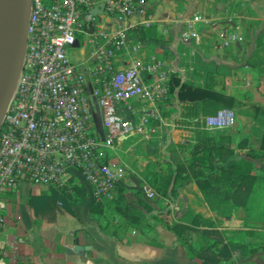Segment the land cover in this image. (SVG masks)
<instances>
[{"label": "built area", "instance_id": "obj_1", "mask_svg": "<svg viewBox=\"0 0 264 264\" xmlns=\"http://www.w3.org/2000/svg\"><path fill=\"white\" fill-rule=\"evenodd\" d=\"M152 11L151 0H32L23 68L0 132V228L7 208L2 196L22 182L72 192L78 176L94 201L105 203L116 197L126 171L139 178L146 199H163L118 153L123 141H149L169 126L164 111L172 78L184 82L173 61L132 36L153 25ZM209 25L200 12L185 22L181 39L190 64ZM220 35L226 46L240 39L235 32ZM234 122L229 109L202 120L218 131ZM0 264H7L1 255Z\"/></svg>", "mask_w": 264, "mask_h": 264}, {"label": "rangeland", "instance_id": "obj_2", "mask_svg": "<svg viewBox=\"0 0 264 264\" xmlns=\"http://www.w3.org/2000/svg\"><path fill=\"white\" fill-rule=\"evenodd\" d=\"M195 11L211 20V25L202 28V43L195 46L196 57L190 64L184 57L188 47L179 43L180 30L173 20ZM152 13L157 35L163 39L160 44L152 43L153 54L173 61L182 70L184 82L237 102L232 107H217L210 102L184 104L176 95L170 96L164 111L169 126L149 141L126 140L119 156L163 198L148 200L140 192L167 222L188 221L191 214H198L211 227L239 218L257 229L259 221L253 215L260 209L264 212V0H156ZM222 32H235L240 39L223 45ZM87 93L91 95L88 85ZM221 109L234 112L233 127L207 129L202 120ZM96 115L100 120L97 111ZM97 128L101 130L100 122ZM233 161L250 163L253 177L221 178L222 169ZM129 174L126 179L140 188L139 178ZM202 182L212 188L202 189ZM136 191H129L132 200Z\"/></svg>", "mask_w": 264, "mask_h": 264}, {"label": "crops", "instance_id": "obj_3", "mask_svg": "<svg viewBox=\"0 0 264 264\" xmlns=\"http://www.w3.org/2000/svg\"><path fill=\"white\" fill-rule=\"evenodd\" d=\"M151 4L154 11L156 0H151ZM196 12L199 11L193 14ZM193 14L173 20L180 30L179 43L185 46L181 36L185 22ZM149 50L153 53L151 47ZM106 155L109 162H116L114 154L107 151ZM128 175L129 172L124 174L120 184L128 191H139L133 180L126 179ZM75 182L82 184L84 195L72 188L68 192L25 182L17 190L3 194L7 208L0 228V255L7 264H264L261 209L253 215L259 221L257 229H251L239 218L219 227H195L179 220L176 223L189 229L184 237L164 228L145 236L116 216L109 202L104 203V214H94L91 189L78 176ZM128 200L133 201L129 196ZM231 225L237 228H230ZM234 245L257 251L244 255Z\"/></svg>", "mask_w": 264, "mask_h": 264}, {"label": "trees", "instance_id": "obj_4", "mask_svg": "<svg viewBox=\"0 0 264 264\" xmlns=\"http://www.w3.org/2000/svg\"><path fill=\"white\" fill-rule=\"evenodd\" d=\"M132 36L138 40L147 42L151 46L152 43L160 44L163 40L157 35L154 25H151L150 27H139L132 32ZM170 95H176V99L180 103L184 104L210 102L215 104L217 107H232L237 102V100L233 97L219 94L201 87L191 86L188 82H182L180 78L176 77L172 78ZM229 141V139H224L225 143H229ZM262 149L264 150V137ZM222 170L221 178L228 181H234L236 177L240 179L253 177V166L250 163L242 165L235 161L228 162ZM210 185L211 184L207 182L201 183L202 189L208 187L212 188ZM71 188L77 194H85L83 186L72 184ZM129 194L130 192L126 188H124L121 184H117L116 197L113 201L109 202L114 207V214L124 220L129 228H132L145 236L151 234L157 228H164L174 232L180 237H184L189 231L188 227L181 223H169L162 218L161 214L156 215L152 204L142 199L140 190L133 193L134 200L132 202L128 200ZM104 210V203H97L94 201L92 207V212L94 214L102 215L104 214ZM188 223L195 227H211L210 223L203 216L198 214H191ZM234 248L241 250L244 255H249L257 251V249H248L247 246L242 245H234Z\"/></svg>", "mask_w": 264, "mask_h": 264}, {"label": "water", "instance_id": "obj_5", "mask_svg": "<svg viewBox=\"0 0 264 264\" xmlns=\"http://www.w3.org/2000/svg\"><path fill=\"white\" fill-rule=\"evenodd\" d=\"M31 6L32 0H0V132L23 68Z\"/></svg>", "mask_w": 264, "mask_h": 264}]
</instances>
